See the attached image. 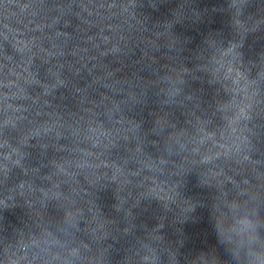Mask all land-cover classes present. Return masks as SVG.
<instances>
[{
    "label": "clouds",
    "instance_id": "clouds-1",
    "mask_svg": "<svg viewBox=\"0 0 264 264\" xmlns=\"http://www.w3.org/2000/svg\"><path fill=\"white\" fill-rule=\"evenodd\" d=\"M231 184V190L219 188L212 205L218 243L226 249L230 264H264V188L253 189L239 181ZM58 204L63 208L61 218L52 220L43 214L34 220V229L19 230L14 241L0 240V264H105L107 249L99 243L93 246V242L104 238L97 239L87 230L89 239L82 238L79 221L83 214L69 215L66 206ZM10 206L9 200L0 203V209ZM153 248L155 264H159L157 248ZM167 251L169 264H178L176 251L172 248ZM147 253L148 249H143V254ZM189 264H221V261L213 250L194 255Z\"/></svg>",
    "mask_w": 264,
    "mask_h": 264
}]
</instances>
